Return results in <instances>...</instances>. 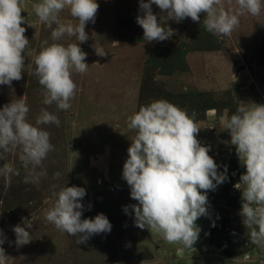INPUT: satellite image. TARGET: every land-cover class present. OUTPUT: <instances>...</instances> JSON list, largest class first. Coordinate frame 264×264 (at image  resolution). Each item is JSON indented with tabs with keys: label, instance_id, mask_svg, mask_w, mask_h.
Returning <instances> with one entry per match:
<instances>
[{
	"label": "rangeland",
	"instance_id": "374dc122",
	"mask_svg": "<svg viewBox=\"0 0 264 264\" xmlns=\"http://www.w3.org/2000/svg\"><path fill=\"white\" fill-rule=\"evenodd\" d=\"M37 2L23 0L22 26L29 40L24 72L11 86L0 85V110L24 96L28 122L35 124L41 109H46L58 117L60 125L39 126L50 133L53 151L35 169L38 182H25L32 166L24 168L19 149L0 155V167L8 164L18 171L10 174V180L0 176V229L5 238L0 245L5 258L0 264H264V248L250 242V230L240 215L242 193L234 188L246 168L225 130L226 120L240 102L264 104V6L259 16H241L230 36L206 31L201 13L199 22L191 18L179 23L162 21L173 36L148 42L136 22L142 15L139 0H96L95 22L86 24L88 40L80 44L89 68L84 74H73L77 92L65 111L43 104L44 90L32 72L41 44L53 42L52 28L33 11ZM222 3L226 10L236 7L235 0ZM152 11L158 19L166 16L155 4ZM60 17L77 22L67 9ZM57 42L77 41L65 36ZM94 45L106 55H97ZM156 99H166L189 115L195 111L200 129L196 138L209 147L218 172L227 167L225 182L207 192V215L195 222L199 236L192 249L169 244L147 227L135 225L131 205L138 201L131 198L123 179L134 135L127 128V118ZM64 186L84 188L81 218L102 213L111 231L78 244L77 237L47 223L44 211L54 203L53 193ZM22 218L32 221V228L26 229L31 241L18 246L13 227H24Z\"/></svg>",
	"mask_w": 264,
	"mask_h": 264
},
{
	"label": "clouds",
	"instance_id": "9594fccd",
	"mask_svg": "<svg viewBox=\"0 0 264 264\" xmlns=\"http://www.w3.org/2000/svg\"><path fill=\"white\" fill-rule=\"evenodd\" d=\"M153 4L166 16L158 19L152 11ZM235 4V8L226 10L222 0H139L142 15L137 16L136 22L143 29L145 41L159 42L170 39L174 33L162 21L179 23L191 18L199 22L200 14L204 13L206 31L216 36H230L239 26L241 16H259L264 6L262 0H235ZM32 8L39 21L52 28L53 41L45 40L41 44L33 58L32 72L44 90L43 104H55L66 111L77 92L73 74H84L89 68L85 62L87 53L80 44L88 40L85 27L88 22H95L99 4L96 0H39ZM65 9L77 21L75 24L61 19L60 13ZM23 12V0H0V85L11 86L13 81L22 79L25 50L29 47L26 28L22 26ZM65 36L75 37L77 42L67 45L57 42ZM112 45L119 46V42ZM94 48L97 55H106L102 48L95 45ZM28 112L24 96L0 110V155L19 149L24 168L32 166L25 182L36 183L39 179L36 167L53 151L50 133L39 126L55 124L58 127L60 120L41 109L32 124L27 120ZM196 116L195 111L189 115L187 110L166 99H156L127 118V128L134 135L123 165V179L130 187L131 198L138 201L131 205L135 225L140 229L147 227L151 233L169 244L181 245L182 249H192L198 240L195 222L207 215V192L227 179V167L224 172H218L219 166L209 155V147L202 146L196 138L200 130ZM225 130L229 131L230 143L246 168L234 185L242 193L240 215L250 230V242L264 248V104L240 102L236 112L226 120ZM14 172L18 174L8 164L0 167V176L6 180ZM53 195L54 203L44 211L46 222L77 237L78 244L93 235L111 231L112 225L102 213L94 218H81L84 188L64 186ZM124 211L127 213L128 208ZM22 222L24 227L19 224L13 227L18 246L31 241L26 229L32 228V221L22 218ZM4 242L0 229V245ZM4 258V249L0 247V261Z\"/></svg>",
	"mask_w": 264,
	"mask_h": 264
}]
</instances>
